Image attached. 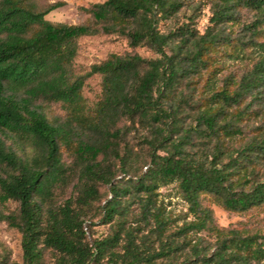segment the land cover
Instances as JSON below:
<instances>
[{"label": "trees", "instance_id": "1", "mask_svg": "<svg viewBox=\"0 0 264 264\" xmlns=\"http://www.w3.org/2000/svg\"><path fill=\"white\" fill-rule=\"evenodd\" d=\"M62 4L0 0V222L20 233L17 264H45L47 252L53 264H264V235L219 227L202 201L264 205V0H103L77 24L45 18ZM99 33L155 56L112 53L76 74L78 38ZM219 54L255 58L218 84ZM93 74L101 95L89 107ZM47 103L64 117L50 120ZM171 183L190 215L180 224L159 198ZM8 201L16 212H3ZM94 217L110 231L88 239Z\"/></svg>", "mask_w": 264, "mask_h": 264}, {"label": "rangeland", "instance_id": "2", "mask_svg": "<svg viewBox=\"0 0 264 264\" xmlns=\"http://www.w3.org/2000/svg\"><path fill=\"white\" fill-rule=\"evenodd\" d=\"M33 2L37 9H43L49 4L59 0H27ZM62 6L50 11L45 18L51 22H62L66 24H77L89 19V14L83 11V8H88L94 3L103 0H61ZM202 5L195 12V22L193 26L198 30H203L208 23L210 15L208 7ZM251 14L243 11V19H250ZM182 17H180L181 19ZM236 28V26H234ZM78 50L73 59V69L78 75H83L90 70L91 65L100 63L105 60L110 54L118 55L139 54L142 57H153L155 54L145 46L131 47L128 41L116 34H94L81 36L77 40ZM235 55V54H234ZM234 55L219 54L216 59L217 73L211 74L215 77V83L221 84L222 80L228 76H240L242 72L249 68L255 58V54L248 56L235 57ZM206 74L196 80L195 83L199 88L205 83ZM82 94L86 99L89 107H92L101 95V76L93 74L86 78L82 88ZM43 111L50 120L64 117V110L60 103L43 104ZM257 125H264V112L260 119L254 121ZM133 143L138 145L139 141L132 139ZM65 160L70 158L65 156ZM100 191L105 193L106 186L99 187ZM70 195V187H65L56 192V202L60 203ZM159 198L162 201L165 209L175 219L177 223H181L184 217H187V203L183 200L178 192L176 183L163 186L159 189ZM203 204L212 209L213 218L219 227L236 228L244 232H257L264 235V205L252 208L246 212L237 213L224 209L219 204L215 203L210 196H203ZM4 213L16 212L17 204L12 201L6 202L2 207ZM190 218L188 215L187 219ZM93 225L88 228V239L94 237H102L109 233L108 224H99L98 218H93ZM0 253L6 255L9 264H17L21 261L20 233L7 222H0ZM45 264H53L51 255L47 252Z\"/></svg>", "mask_w": 264, "mask_h": 264}]
</instances>
